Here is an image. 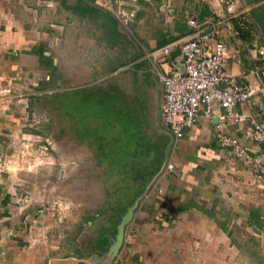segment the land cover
<instances>
[{
	"label": "crops",
	"instance_id": "crops-1",
	"mask_svg": "<svg viewBox=\"0 0 264 264\" xmlns=\"http://www.w3.org/2000/svg\"><path fill=\"white\" fill-rule=\"evenodd\" d=\"M172 1L175 16L157 20L162 38L145 34L143 25L138 30L142 49L132 63L146 62L143 53L154 46L187 37L188 14L209 15L198 0ZM132 3L139 19L144 5H155L157 0ZM241 21L249 34L243 37L236 30L228 36L236 56L227 66L231 73L252 81L253 43L264 39L244 18ZM121 31L114 16L92 0H0V162L4 148L29 135L25 120L32 94L55 79L56 85L76 83L92 66L94 72L98 67L106 72L108 65L109 73L99 75L112 74L111 60L109 64L101 60L98 67L93 63L96 52L109 49ZM91 79L89 74L82 82ZM235 109L264 125V98ZM215 120L200 114L184 137L176 140L170 154L174 167L158 172L124 226L131 229V236L123 238L112 255L59 251L62 238L52 234L49 215L40 214L41 209L23 199L17 174L0 165V264H263L264 185L229 147L218 145ZM248 120L228 124L225 131L256 152L242 128L249 126Z\"/></svg>",
	"mask_w": 264,
	"mask_h": 264
},
{
	"label": "rangeland",
	"instance_id": "rangeland-1",
	"mask_svg": "<svg viewBox=\"0 0 264 264\" xmlns=\"http://www.w3.org/2000/svg\"><path fill=\"white\" fill-rule=\"evenodd\" d=\"M230 1H223V9ZM246 1L250 0H237L238 10H243L239 16L246 14L242 20L264 39V0H251V7ZM160 4L157 0L141 11L139 7V19L127 25L117 21L122 31L112 48L96 52L93 63L98 67L111 60L112 74L101 77L100 71L109 73L110 67L105 72L95 66L94 72L92 66L87 83L83 82L89 74L76 83L56 85L55 79L33 93L25 120L29 135L1 151L0 165L16 168L23 199L49 215L52 234L62 238L59 251L112 255L109 247L115 235L104 252L95 246L101 235L108 234L109 216H115L111 207L127 205L122 216L128 208L136 209L170 161L176 140L157 119L161 98L157 79L147 59L131 62L142 49L141 26L148 34L158 18L167 17L159 11ZM38 160L43 163L35 166ZM158 164L156 173L139 184L137 170L146 172Z\"/></svg>",
	"mask_w": 264,
	"mask_h": 264
},
{
	"label": "built area",
	"instance_id": "built-area-1",
	"mask_svg": "<svg viewBox=\"0 0 264 264\" xmlns=\"http://www.w3.org/2000/svg\"><path fill=\"white\" fill-rule=\"evenodd\" d=\"M224 0H198L209 15L188 14L187 37H179L154 46L143 54L150 63L160 89L157 119L175 140L184 137L200 114L216 118L214 139L221 147H229L234 158L249 168L258 182L264 185V125L236 111L253 99L264 98V43H253L254 62L250 73L254 80L235 75L228 68L229 59L235 60L227 38L237 33L232 20L241 14L237 0L225 9ZM102 10L112 14L122 25L133 22L137 15L132 0H92ZM159 11L172 19L175 16L172 0H161ZM242 24V22H240ZM178 51L171 55V52ZM238 61V59H236ZM220 109L216 113L214 110ZM249 119L244 126L245 136L255 146L248 150L236 135L225 131L226 125ZM174 167L169 161L164 169ZM131 236L125 228L123 238Z\"/></svg>",
	"mask_w": 264,
	"mask_h": 264
},
{
	"label": "trees",
	"instance_id": "trees-1",
	"mask_svg": "<svg viewBox=\"0 0 264 264\" xmlns=\"http://www.w3.org/2000/svg\"><path fill=\"white\" fill-rule=\"evenodd\" d=\"M241 17L242 16H238V17L234 18L232 20V22H233L235 29L238 30V33L244 37V35L246 33L249 34V32L246 29H243L241 27L240 22L244 23L243 21H241ZM248 24L250 25V27H252V25L250 23H248ZM151 29H152L151 31L148 30L149 31L148 33L151 36L157 35L159 37V39L163 37V31L158 24L154 25ZM158 167H159V164L153 169H149V170L144 169L146 172H143V168H140L139 170H137L136 178L138 179L137 181L139 182V184L145 183L147 181V179L150 178V176H152L154 173H156V171L158 170ZM136 196H137V194H135L134 198ZM126 206L127 205H124L122 207H111V210L115 212V216H113V217L109 216L110 221H111L110 222L111 225H109V227L107 229L108 234L107 235L103 234L99 237V239L95 243V246L97 247V249L102 248L104 251L107 249V247L109 246L108 244L110 242L109 237H113L115 235V233L117 231V225H119V223L121 221V216H122L123 212L126 210V208H125ZM102 249H100V250H102Z\"/></svg>",
	"mask_w": 264,
	"mask_h": 264
},
{
	"label": "water",
	"instance_id": "water-1",
	"mask_svg": "<svg viewBox=\"0 0 264 264\" xmlns=\"http://www.w3.org/2000/svg\"><path fill=\"white\" fill-rule=\"evenodd\" d=\"M216 121V120H215ZM134 215V208H128L126 213L122 216L121 221L118 225L117 232L115 234V239L114 241L110 244L109 250L113 251V253H116L119 248L121 247V243L123 240V231H124V226H126L133 218ZM120 226V229H119Z\"/></svg>",
	"mask_w": 264,
	"mask_h": 264
},
{
	"label": "clouds",
	"instance_id": "clouds-1",
	"mask_svg": "<svg viewBox=\"0 0 264 264\" xmlns=\"http://www.w3.org/2000/svg\"><path fill=\"white\" fill-rule=\"evenodd\" d=\"M43 163V161H37V164L35 165V166H39L40 164H42ZM50 163H54V162H50ZM9 171H12V172H15L16 171V168H14V167H9V169H8ZM31 170V169H30Z\"/></svg>",
	"mask_w": 264,
	"mask_h": 264
}]
</instances>
